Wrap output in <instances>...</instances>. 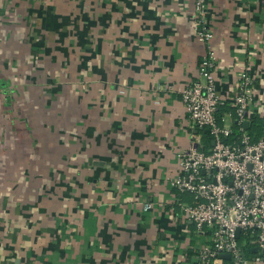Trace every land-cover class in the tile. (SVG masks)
<instances>
[{"label":"crops","instance_id":"crops-1","mask_svg":"<svg viewBox=\"0 0 264 264\" xmlns=\"http://www.w3.org/2000/svg\"><path fill=\"white\" fill-rule=\"evenodd\" d=\"M195 1L0 0L3 106L23 107L0 115V264L196 263L211 236L171 210L199 133L182 93L209 46L223 96L253 78L264 138V0H207L208 45Z\"/></svg>","mask_w":264,"mask_h":264},{"label":"built area","instance_id":"built-area-1","mask_svg":"<svg viewBox=\"0 0 264 264\" xmlns=\"http://www.w3.org/2000/svg\"><path fill=\"white\" fill-rule=\"evenodd\" d=\"M195 11L197 39L208 45L213 35L205 23L207 0H196ZM216 60L208 46L203 56L204 81L190 84L182 93L199 133L193 135L195 145L179 153L178 174L171 180L173 190L190 200H178L171 210L179 208L197 232L211 236L210 243L197 251L195 264H224L222 255L231 256L230 264H264V138L256 140L245 127L254 102V80L242 70L234 97L223 96L215 75ZM223 108L231 110L220 119ZM226 118L233 126L224 124ZM205 131L214 143L210 150L202 142ZM151 208L152 204L145 205V210ZM246 244L257 251L252 259L245 256Z\"/></svg>","mask_w":264,"mask_h":264},{"label":"rangeland","instance_id":"rangeland-1","mask_svg":"<svg viewBox=\"0 0 264 264\" xmlns=\"http://www.w3.org/2000/svg\"><path fill=\"white\" fill-rule=\"evenodd\" d=\"M11 92H12V90H11ZM8 97V94L5 92V91H1L0 90V115L3 113V110L5 111V110H7V109H4V108H8V113H11V115H17V113L18 114H23V111H22V109H23V107H22V105H20V100L18 101V103H15L14 105H12V106H10L9 107V105L6 107V106H3V104H4V99H5V97ZM16 99V100H17ZM10 111V112H9ZM22 111V112H21ZM7 112V111H6ZM20 112V113H19ZM3 114H5V113H3ZM7 115V114H6ZM13 121V120H12ZM14 122V121H13ZM17 123V122H16ZM241 244H244V241H241Z\"/></svg>","mask_w":264,"mask_h":264},{"label":"trees","instance_id":"trees-1","mask_svg":"<svg viewBox=\"0 0 264 264\" xmlns=\"http://www.w3.org/2000/svg\"><path fill=\"white\" fill-rule=\"evenodd\" d=\"M229 110H231V109L229 108ZM234 128H237V126H236L235 123H234ZM249 132L252 133L253 130H251V131H249ZM203 136H204V138L210 137V136H209V133L203 134ZM209 141H211V140H209ZM208 143H209V142H208ZM205 146H206V144H205ZM243 249H244L245 256H246L247 258H250L251 256H253V254H254V250H253L251 247H249L247 244H246V245H243Z\"/></svg>","mask_w":264,"mask_h":264},{"label":"water","instance_id":"water-1","mask_svg":"<svg viewBox=\"0 0 264 264\" xmlns=\"http://www.w3.org/2000/svg\"><path fill=\"white\" fill-rule=\"evenodd\" d=\"M205 133H206V131H205ZM240 237V231L238 230L237 231V238H239ZM222 258H224V259H227V260H231V256L230 255H222Z\"/></svg>","mask_w":264,"mask_h":264}]
</instances>
